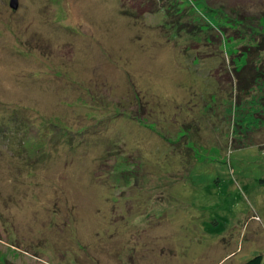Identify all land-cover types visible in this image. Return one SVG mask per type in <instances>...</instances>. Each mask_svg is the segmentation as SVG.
I'll list each match as a JSON object with an SVG mask.
<instances>
[{
	"label": "rangeland",
	"instance_id": "374dc122",
	"mask_svg": "<svg viewBox=\"0 0 264 264\" xmlns=\"http://www.w3.org/2000/svg\"><path fill=\"white\" fill-rule=\"evenodd\" d=\"M261 14L0 0V264H264V144L226 97Z\"/></svg>",
	"mask_w": 264,
	"mask_h": 264
},
{
	"label": "trees",
	"instance_id": "16d2710c",
	"mask_svg": "<svg viewBox=\"0 0 264 264\" xmlns=\"http://www.w3.org/2000/svg\"><path fill=\"white\" fill-rule=\"evenodd\" d=\"M177 8L179 9L178 6ZM258 17L261 20L264 18V14ZM247 19L248 16L239 15L235 22L236 24H243V21ZM250 28L252 29V27ZM247 29V35L236 36L237 39L246 41V44L244 42L246 51L240 53L245 64L238 67L233 63L230 80L233 84L228 93L230 95L232 92L233 97L226 95L231 101V112H235L237 116V118L231 117L230 119L232 122L234 120V136L231 144H235V149L239 150L252 145L262 146L264 144V141H260L261 139H256L257 136L264 135V64L262 62L257 63L260 54L264 52V29L255 27L254 32ZM251 50H255V58L251 56L252 54L250 55ZM262 66L263 68H261ZM262 262L263 256L258 254L240 264H262Z\"/></svg>",
	"mask_w": 264,
	"mask_h": 264
},
{
	"label": "water",
	"instance_id": "95a60500",
	"mask_svg": "<svg viewBox=\"0 0 264 264\" xmlns=\"http://www.w3.org/2000/svg\"><path fill=\"white\" fill-rule=\"evenodd\" d=\"M9 5L11 8L16 9L18 7V0H9Z\"/></svg>",
	"mask_w": 264,
	"mask_h": 264
}]
</instances>
